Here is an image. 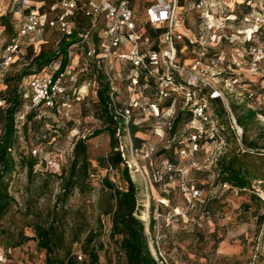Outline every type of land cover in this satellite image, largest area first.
<instances>
[{
    "label": "rangeland",
    "instance_id": "374dc122",
    "mask_svg": "<svg viewBox=\"0 0 264 264\" xmlns=\"http://www.w3.org/2000/svg\"><path fill=\"white\" fill-rule=\"evenodd\" d=\"M6 8L8 16L17 18L14 14L18 10L14 6L10 13L11 3L9 0H0ZM148 0H134L133 9L135 17L140 26L144 25L145 11ZM188 20L186 26L198 34L201 28L198 16L195 11H186ZM185 15V14H184ZM81 22V21H79ZM1 25V24H0ZM78 27V25H77ZM147 32L150 28L146 27ZM152 31V30H151ZM152 37L153 34L151 33ZM12 37V30L2 31L0 26V44L7 43ZM57 36L53 29L44 31L41 35L29 36L24 39L25 49L16 57V62L10 70V74L19 72L25 65L24 59L30 46L34 52L39 47L55 48ZM219 45V44H217ZM71 60L68 71L77 73L79 85L92 78L94 65L85 58L84 49L81 45H75L71 50ZM230 54L240 59L243 57L238 48L231 49ZM232 59V56H229ZM58 63L52 64L45 71L49 74L55 72ZM84 66L86 71H82ZM117 78V87L120 91L122 103L128 97L126 84L118 74L123 76L127 70L117 60L109 62ZM241 73L242 82L248 84L250 78L244 70ZM255 80L253 89L259 92L258 85L261 83ZM236 88L241 91L244 84ZM152 100V97L150 98ZM264 100V98H263ZM230 108L238 119L246 117L249 112L262 114V117H254L245 123L243 130L244 144L242 138L236 136L229 129L226 111L218 102L212 103L211 114L223 128L221 135L225 140V146L210 144L201 146L200 150L194 153L188 152L186 146L188 115L184 112L181 115L176 127V138L171 136L168 142H160L155 133L156 121L148 112H135V123L142 140L148 141L154 148L151 158L155 168L161 163L169 160L175 163V167L182 170V173L166 174L163 181L155 182L152 177L149 162L143 158L140 152H134L141 173L129 170V175L137 190V202L139 206V218L144 223L148 247L155 256L154 242L160 238V248L163 259L157 254L156 257L162 264H264V108L253 100L233 99L228 96ZM97 98L89 93L81 102L71 101L67 106H58L53 109H40L34 112L35 117L32 125H28L27 132L22 139H16L17 150L12 156L19 162V156L35 158L31 150L41 149L48 157L55 158L68 166L71 149L74 142L82 135L88 136L95 130L103 129V124L96 116ZM175 108L181 106V101L174 102ZM174 109H165L164 114L176 112ZM4 115L1 116L0 129L3 127ZM180 140L183 144L178 146ZM123 142L121 137L117 139ZM89 156L92 166L96 172L115 183L120 188H126L122 179L121 169L108 170L100 168L98 158H104L110 151L109 135L104 132L100 137L87 141ZM253 145L254 147L247 148ZM182 151H186L183 153ZM164 152V153H163ZM245 152V153H244ZM236 156L244 154L243 162L249 166L255 179L252 181L251 190L239 192L230 188L227 184L219 182L217 177V160L225 155ZM127 157V154H126ZM19 164V163H18ZM25 162L18 165L9 185L10 194L15 198V204L8 213L0 218V253L7 255L24 264H45V252L38 250L35 241H27L22 245H15L24 237H33V225L37 221L51 220L49 214L54 211V204L57 195L61 192V181L53 173H44L43 176L33 173L29 175ZM44 172L45 167L41 166ZM46 181V182H45ZM185 181L194 185L201 191V197L189 202L180 194V184ZM98 190L91 189L85 195L75 192L64 207V213L57 211L59 224L65 230V244H69L77 233L80 242L73 244V252L81 250V243L89 230L97 227L98 211L96 201ZM256 195L258 199H251ZM55 212V211H54ZM155 222L154 228L150 229V220ZM102 229L97 242L103 245L99 251L100 264H114L118 254L114 241L109 237L110 218L100 217ZM81 231V233H80ZM63 257V252L54 256Z\"/></svg>",
    "mask_w": 264,
    "mask_h": 264
},
{
    "label": "built area",
    "instance_id": "2783aa9c",
    "mask_svg": "<svg viewBox=\"0 0 264 264\" xmlns=\"http://www.w3.org/2000/svg\"><path fill=\"white\" fill-rule=\"evenodd\" d=\"M12 1L18 5L15 15L22 27L10 43L0 44V90L7 71L25 49L24 39L37 36L44 23L65 37L75 36L78 40L75 45L83 46L85 58L97 71L82 85H79L78 74L68 71V67L58 76L44 71L24 78L19 87L23 102L13 119L17 139L24 137L31 112L51 110L57 104L67 106L71 101L81 102L90 92L96 95L100 87L98 72L103 73L110 85L108 110L116 122L115 137L124 139L119 141L118 151L127 168L134 172L141 173L133 157L136 149L131 134V127L137 125L134 117L137 111L148 112L156 121L155 133L160 142H168L174 118L164 114V110L173 109L179 99V110L191 116L186 146H197L196 141L203 136L215 138L217 146H225L223 128L211 114L213 102L220 103L226 111L229 129L240 139L243 129L230 108L228 96L253 100L264 108V0H148L143 26L135 17L134 0H52V18L47 21L46 15L34 8L33 0ZM186 11L199 14L198 34L186 26ZM5 13L6 8L0 1V16ZM76 19L82 24L78 32ZM146 27L158 35L151 37ZM75 45L69 48L70 60ZM235 48L241 50L242 58L230 54ZM112 60L119 61L127 70L123 76L118 74L128 93L124 103L119 98L117 78L108 68ZM86 70L84 66L82 71ZM238 70L248 73V84L242 82ZM254 79L261 82L259 92L253 89ZM242 83V90L237 91ZM168 101H172V105L163 106ZM4 107L5 101L0 99V109ZM139 146L155 182L163 181L166 174L180 172L183 175L182 170L168 161L156 169L151 161L154 145L142 140ZM194 150L195 147L188 148L189 153ZM31 153L38 159L35 172L60 173L58 160L48 157L41 149H32ZM41 166L45 167L44 172L38 169ZM180 192L189 202L201 197V191L185 181L180 184ZM160 241V238L155 240V256L152 255L158 264L162 262L156 255L163 259ZM82 258V254L77 253V259ZM0 264L24 263L0 253Z\"/></svg>",
    "mask_w": 264,
    "mask_h": 264
},
{
    "label": "trees",
    "instance_id": "16d2710c",
    "mask_svg": "<svg viewBox=\"0 0 264 264\" xmlns=\"http://www.w3.org/2000/svg\"><path fill=\"white\" fill-rule=\"evenodd\" d=\"M9 2L11 3V9L8 10V13L11 12L14 6L18 7V5L13 3L12 0H9ZM51 5L52 0H33L34 8L39 14L46 15V21L52 18V13L50 12ZM15 13L16 12H14V14ZM74 23L76 25V31L78 32V30L82 28V24L78 19L74 20ZM0 24L3 32L8 29L12 30V37L5 44L10 43L22 27V22L17 18H12L11 20V17L8 16L7 12L0 16ZM49 29H53V32L57 36L55 48L51 49L41 46L36 53L33 51L32 46H30L29 51H27L24 58L26 62L23 68L17 73H9L16 62L15 59V62L9 68L3 79V84L0 90V99L5 101V107L0 109V121L1 116L4 115L3 127L0 129V218L5 216L15 204V198L10 194L9 185L18 165H22L25 162L27 173L29 175L35 173L43 176L44 173H48L44 172L40 174L34 171V168L38 163L37 158H32V156L25 158L20 155L19 162H16L12 153L17 150L15 144L17 138L13 128V119L15 113L19 110L23 102L22 94L19 91L22 80L32 74L44 72L55 63H58V65L53 74L54 76H58L69 67V48L78 43L75 36L65 37L61 35L57 29L49 28L47 23H44L39 28L38 35H41L45 30L48 31ZM151 33L153 34V38L158 35V32H152L150 30L149 34ZM96 72L97 71L94 67V73L92 76ZM97 77L100 87L95 95L97 98V104H95L96 116L103 124V129L105 130H95L90 136H87L84 139L78 138L72 146L68 166L61 164L59 174H49L52 176L57 175L61 181V192L57 195L54 204L55 212L53 211L49 214V217L53 216V218H51L50 221H37L32 227L34 236L22 238L15 247H18L27 241H35L37 249L45 252V264H100L98 253L103 249V245L97 242V238L102 229L100 217H109V237L114 241L118 252L114 264H158L150 252L144 223L139 218L136 186L129 175V169L126 166L121 153L118 151L117 138L115 137L116 122L112 119L108 110L110 85L103 73L98 72ZM171 103L172 101H168L163 106L169 107L172 105ZM57 106L58 104L53 109ZM175 110L176 112L173 113L174 128L169 139H171V136L172 138H176L177 124L179 123L181 115L185 112L180 111L179 107L175 108ZM34 112L35 111L31 112L27 117L24 134L27 132L28 125H32V120L35 117ZM186 113L188 115V121L186 122L185 127L187 133H189L188 124L191 120V116L188 112ZM255 116L256 113L249 112L246 117H239L236 120L238 125L244 130L245 123L252 120ZM132 127H134V125ZM104 132L109 135L110 151L106 157L97 159L98 166L106 171L117 170L122 166V179L126 183V188L118 187L108 176L103 177L99 175L92 166L87 141L100 137ZM133 138L135 140L134 147L136 152H140V143L137 142L140 141V138L134 136ZM244 141L245 140L242 136V143L245 146ZM180 143L181 145L183 144V142L178 140L176 145L179 146ZM210 144H216L215 138L203 136L196 141L197 146H189L188 148L195 147L194 152H196L197 150H200L201 146ZM252 147H254L252 144L247 146V148L251 149ZM244 157V154L236 156H228V154H225L217 160V177L220 183L227 184L230 188L236 189L239 192L251 190L252 181L255 177L249 166L243 162L242 158ZM167 161L170 162L169 160ZM171 164L176 166L175 163L171 162ZM172 174L175 175V173ZM92 188L97 189L99 192L96 201V209L98 211L97 227L95 230L92 229L88 231L84 241L81 243V250L73 252L72 245L80 242L79 233L75 235V238L69 244H65L66 232L59 224L57 211L61 209L64 213L65 205L75 192L80 195H85L86 192ZM180 194L182 195L181 192ZM251 199L256 200L258 198L256 195H252ZM154 226L155 222L152 218L150 220V229L152 230ZM8 251L11 254V250L8 249L7 252ZM59 252H63V257H58L57 255L54 256ZM77 253L82 254L83 258L81 261L77 259ZM10 254L8 253L7 255Z\"/></svg>",
    "mask_w": 264,
    "mask_h": 264
},
{
    "label": "crops",
    "instance_id": "0c3cea01",
    "mask_svg": "<svg viewBox=\"0 0 264 264\" xmlns=\"http://www.w3.org/2000/svg\"><path fill=\"white\" fill-rule=\"evenodd\" d=\"M137 129H138V128L135 127V126L132 127V128H131V134H132L134 137H136V138L143 139V138H141V137L138 136L139 134H142V135H143V133H140V131H138Z\"/></svg>",
    "mask_w": 264,
    "mask_h": 264
}]
</instances>
